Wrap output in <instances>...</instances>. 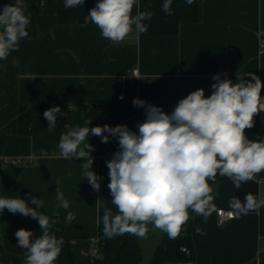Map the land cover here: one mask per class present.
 I'll return each mask as SVG.
<instances>
[{
  "label": "crops",
  "instance_id": "1",
  "mask_svg": "<svg viewBox=\"0 0 264 264\" xmlns=\"http://www.w3.org/2000/svg\"><path fill=\"white\" fill-rule=\"evenodd\" d=\"M24 2L26 10L34 12L37 31L20 40L18 50L1 65L0 198L20 196L33 208L31 197L40 199L38 211L56 216L72 237L76 264H89L91 239L104 231L105 208L111 209L106 161L119 150L118 140L110 136L108 143H102L101 137L90 135L85 141L93 146L92 170L101 185L95 191L81 167L87 158L60 155L61 134L77 126L105 124L127 125L138 132L145 111L133 106L134 98L171 113L194 90L203 88L206 96L211 95L215 74L231 77L235 83L237 76L250 81L249 74L254 73L264 82V0H200V19L195 23L179 21L178 0H172L171 15L162 10L164 0H139V11L153 15L143 21L146 31L133 28L123 42L104 39L90 17L83 23H60L57 0ZM7 3L15 0H0V7ZM133 68L139 69L140 76L131 73ZM120 92L126 93V102L118 99ZM53 106H59L63 115L57 116L56 127L49 131L43 113ZM21 107L30 110L29 134L19 131ZM259 118L264 127V112ZM250 130L246 135L252 140ZM210 188L209 214L195 213L193 220L194 262L162 264H252L262 255L264 206L245 214L230 201L235 197L243 205L247 193L262 198L264 183L256 175L237 189L231 179L220 176ZM58 192L68 201L67 209L60 206ZM220 207L235 210L236 217L218 224ZM69 212L75 217L70 222ZM21 228L32 231L33 239L42 234L37 220L7 209L0 213V243L25 264L26 250L17 246L15 236ZM147 228L140 243L144 251L150 246L153 253L165 232L151 224ZM0 264L5 263L0 260Z\"/></svg>",
  "mask_w": 264,
  "mask_h": 264
},
{
  "label": "clouds",
  "instance_id": "2",
  "mask_svg": "<svg viewBox=\"0 0 264 264\" xmlns=\"http://www.w3.org/2000/svg\"><path fill=\"white\" fill-rule=\"evenodd\" d=\"M85 0H65V8L84 5ZM172 0H164L162 10L171 15ZM191 4L193 0H186ZM24 0L0 7V60H6L17 51L20 40L28 36L30 15ZM135 12V14H134ZM91 22L100 30L102 37L113 42H123L133 31H146L144 20L151 19L152 12L139 11V0H97L89 10ZM246 81L237 76L233 81L220 74L212 79L211 95L203 88L180 99L171 113L160 107L134 98L133 106L143 108L145 119L137 124L138 132L127 125L74 127L61 134L60 155L64 159L87 158L82 163L83 175L95 191L100 190L97 174L92 170L93 146L89 136L101 137L102 143L109 138L118 140L119 150L106 161L109 169L111 203L114 214L105 208L104 233L114 235L133 234L144 237L151 224L176 238L182 226L190 218V212L207 216L210 182L217 175L228 177L237 189L243 183L264 172V140H250L246 129L254 126V117L264 112V82L254 73ZM254 81V82H253ZM63 115L59 106L44 111L47 128L57 125V116ZM108 133L109 135H105ZM60 206L67 209L69 203L62 192L57 193ZM245 204L232 198L230 204L237 211L247 214L249 210L264 205V198L257 199L251 193L245 195ZM29 200L0 198V213L7 209L37 220L42 232L33 239V232L16 231L18 247L25 249V264H55L62 238L50 231L55 220L38 211L42 201L35 196ZM99 205V199L96 202ZM69 212L66 219L72 221ZM200 232V229H196Z\"/></svg>",
  "mask_w": 264,
  "mask_h": 264
},
{
  "label": "trees",
  "instance_id": "3",
  "mask_svg": "<svg viewBox=\"0 0 264 264\" xmlns=\"http://www.w3.org/2000/svg\"><path fill=\"white\" fill-rule=\"evenodd\" d=\"M97 0H85L84 5L74 8H65V0H57V18L60 23L73 24L83 23L89 17L88 12L92 9ZM30 15V24L27 27L28 36L36 34V20L34 12L26 10ZM178 19L182 23H195L200 19V0H193L188 4L186 0H178ZM3 60H0V71ZM19 131L24 134L31 133L30 110L21 107L18 113ZM252 140H264V127L260 122L259 114L254 117V126L250 128ZM264 172L257 174L260 176ZM220 176L217 175L216 180ZM215 180V181H216ZM212 182H210L211 186ZM113 212L116 208L110 204ZM190 218L186 222L176 238H170L163 233L156 245L149 264H162L165 262H194L195 249L192 238V227L195 213L190 212ZM56 221L52 226V233L57 238H62L63 244L57 259V264H76V253L72 248V237L67 233L64 224L56 216L50 217ZM101 236V256L94 264H141L144 258V249L140 243V237L133 234H123L118 241L106 236L104 231L99 232ZM185 248V249H184ZM0 260L5 264H23L17 253L7 251L0 243ZM255 260L253 263H255ZM252 263V264H253ZM91 264V262L89 263ZM264 264V262H263Z\"/></svg>",
  "mask_w": 264,
  "mask_h": 264
},
{
  "label": "built area",
  "instance_id": "4",
  "mask_svg": "<svg viewBox=\"0 0 264 264\" xmlns=\"http://www.w3.org/2000/svg\"><path fill=\"white\" fill-rule=\"evenodd\" d=\"M131 73L135 76H140L139 69L133 68ZM233 81L231 77H229ZM118 99L126 102L128 99L126 97L125 92H120L118 95ZM258 180L261 183H264V173L258 176ZM264 198V196H262ZM264 206V205H263ZM236 217V211L233 209H226L223 207H220L217 209V222L220 225L226 224L228 221L232 220ZM101 236L98 234L96 237H93L91 239L92 245L90 247V262L91 264H94V262L101 256ZM185 249V248H184Z\"/></svg>",
  "mask_w": 264,
  "mask_h": 264
},
{
  "label": "rangeland",
  "instance_id": "5",
  "mask_svg": "<svg viewBox=\"0 0 264 264\" xmlns=\"http://www.w3.org/2000/svg\"><path fill=\"white\" fill-rule=\"evenodd\" d=\"M151 257H152V250H150V246H148V248L144 251V258H143L141 264H149L150 260H151Z\"/></svg>",
  "mask_w": 264,
  "mask_h": 264
},
{
  "label": "water",
  "instance_id": "6",
  "mask_svg": "<svg viewBox=\"0 0 264 264\" xmlns=\"http://www.w3.org/2000/svg\"><path fill=\"white\" fill-rule=\"evenodd\" d=\"M263 262H264V251H263L262 256L253 264H263Z\"/></svg>",
  "mask_w": 264,
  "mask_h": 264
}]
</instances>
